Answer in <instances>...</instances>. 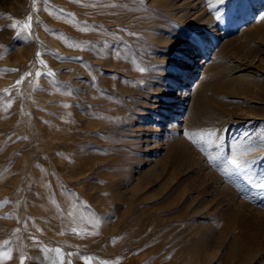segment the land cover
I'll list each match as a JSON object with an SVG mask.
<instances>
[{"label": "rangeland", "instance_id": "obj_1", "mask_svg": "<svg viewBox=\"0 0 264 264\" xmlns=\"http://www.w3.org/2000/svg\"><path fill=\"white\" fill-rule=\"evenodd\" d=\"M184 1L0 0L4 264H51L54 249L64 264H264V188L248 180L264 175V0H198L210 23L194 37L173 16ZM168 35L192 47L186 73L216 66L206 96L234 88L221 151L194 148L198 174L162 143L149 158L137 146L139 125L159 127L147 89L185 76ZM234 152L245 170L225 176ZM233 195L249 206H226Z\"/></svg>", "mask_w": 264, "mask_h": 264}, {"label": "bare ground", "instance_id": "obj_2", "mask_svg": "<svg viewBox=\"0 0 264 264\" xmlns=\"http://www.w3.org/2000/svg\"><path fill=\"white\" fill-rule=\"evenodd\" d=\"M172 8H174L172 10L173 16L176 17L178 22L176 25L177 27L180 26L181 24L180 22H185L187 19L192 20L191 25H189L191 26L189 31L191 37H194L195 34L197 35V33L202 31L201 28L208 26L210 23L209 20L205 18L206 17L205 12L203 11L200 12L202 10V7L199 5L198 0H185L180 5L178 6L175 5ZM108 9L111 10V8ZM262 13L264 14V11L259 13V15L260 16L263 15ZM103 16L96 18H99L100 21V18L105 19L107 17L106 16L103 18ZM102 22L104 21L102 20ZM104 23L106 24L107 22ZM262 26H264L263 21H262ZM163 42L164 44L169 45L170 48H173V50L176 49L175 53L181 59L180 69L183 70L182 73L183 74L185 73L184 74L185 76L183 77L175 74L172 75L170 82L173 81L174 85L172 84L173 82L169 83V85L168 82L166 83L164 82L165 83L164 86L160 85L161 84L160 82H159L160 84L156 83L157 84L156 86H152V85L150 86L149 84L151 88H148L146 85V87L148 88L147 90H150V92L148 91L149 95L147 94L146 100L149 99L151 100V103L150 102L145 103L148 105L150 110L149 117L152 119L156 115L157 116L159 115V117L161 116V118L166 120V122L163 123V121H161L163 119L156 120L157 117L156 116L154 122L157 121L158 123L157 125H159V127L156 128V127H152V125H146L144 128V125L143 126L142 124L139 125L137 127L138 129L137 132L139 133L145 132V136L143 142L137 143L138 144L137 146L139 147L140 150L145 152L144 155L149 158V154L152 153V150L159 148V143H162L163 146H165V151L167 153L181 155L183 159L188 163V165H190V168H192V166L193 167L196 166L197 169L195 170L196 173L198 174L199 172H203L205 167L202 165V160L198 156L197 159L195 156L197 155V152L194 151V148L196 149L198 147L195 146L188 138H186L184 133L201 132L203 131L204 128H210L211 129L210 131L214 132V135L211 137H206L204 142H202L201 144L205 145V149L210 154H214L210 152L211 151L210 148L212 149V146L213 147L216 146L215 154H214L216 156L221 151L220 149L223 147V139H224L223 137L224 134L222 133L223 135H221L220 130H219L220 133L217 131V129L221 128L219 117L224 116L221 114L223 113L221 110H224L227 107L232 108L233 103L227 101L228 99L227 96L233 95L232 92L234 91V88L232 84L221 83L223 85L218 86L215 91H213L208 96H206L205 95L206 90H208L210 83H213L212 81L215 80L213 78L216 74V66H214L213 63L211 65L206 64L207 62L203 61L204 58H206V56H203V50H201V54L203 57H200L198 59L196 65L192 68L191 72L189 71L188 73H186V63L189 57L188 55L185 56V53L191 51L192 47L189 46L188 42H185L183 39L177 38L176 40H173L169 35L164 37ZM186 49L189 51L187 52ZM165 70H169V68ZM157 73L154 74L156 75ZM195 73L196 75L199 73L200 78H196V76H194ZM180 77H183L182 79L184 80L183 86H181L180 84L178 85L176 84ZM164 79H166V77ZM159 80H162V78ZM151 81L155 82L154 80ZM157 105L161 107L155 108ZM145 109L147 110L148 108ZM142 111H140V113ZM165 111L169 112L168 113L170 115L169 117L166 116L167 114H165ZM161 133H163L162 137H160ZM142 139H143L142 137L137 136L135 141H141ZM151 143H153L155 146L150 147ZM132 144H134V141ZM201 144L198 150L202 148ZM232 147L235 148L234 144L232 145ZM238 148L239 149L236 148V150L240 151V147ZM145 162L147 166L151 167L150 169H155V167L157 166V163L154 162V160L151 158L147 159ZM222 189L223 188H220L218 189V191H223ZM246 200L247 198L239 199V197L233 195L231 202H227L226 206L244 208L249 206Z\"/></svg>", "mask_w": 264, "mask_h": 264}, {"label": "snow or ice", "instance_id": "obj_3", "mask_svg": "<svg viewBox=\"0 0 264 264\" xmlns=\"http://www.w3.org/2000/svg\"><path fill=\"white\" fill-rule=\"evenodd\" d=\"M142 2V0H141ZM112 7H117V5L113 4ZM264 19V17H262ZM32 20V17H28V26H30V22ZM25 22L17 21L13 24V27H17V24H24ZM82 31H86L87 29H81ZM74 47L81 48L82 45L79 44H73ZM39 55V54H38ZM140 71H143V69H139ZM49 75H52L49 73ZM23 79V78H22ZM17 83H20L18 81ZM67 107V105H65ZM184 135L186 138H188L195 146L198 147L202 142H204L206 137H211L214 135V132L212 131H201V132H185ZM199 138V139H198ZM202 150V149H201ZM213 161V158L210 157V162ZM246 166V162L238 159L237 154L234 152L231 156V158H223V165L218 169L223 175L230 176V175H239L240 173L244 172ZM248 180L250 181V187L252 188H264V175L257 176L255 178L248 177ZM75 231V229H74ZM42 251L47 252V249H41ZM55 253L56 259L51 261V264H64L63 262V253H61L60 249H54L52 250ZM10 258L9 252H0V264H4V261L6 259ZM87 260H91V258H86ZM21 264H23V257L21 258Z\"/></svg>", "mask_w": 264, "mask_h": 264}]
</instances>
